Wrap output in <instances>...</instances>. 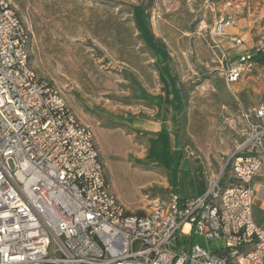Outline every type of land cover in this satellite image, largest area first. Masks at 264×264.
<instances>
[{"label": "rangeland", "instance_id": "1", "mask_svg": "<svg viewBox=\"0 0 264 264\" xmlns=\"http://www.w3.org/2000/svg\"><path fill=\"white\" fill-rule=\"evenodd\" d=\"M8 1L28 32L31 67L91 129L109 190L128 212L143 214L173 187L195 199L203 185L189 174L207 186L224 173L243 142V109L216 93L235 62L228 34L249 35L243 49L264 52V0H154L147 23L148 0ZM220 16L232 30L216 37ZM173 75L190 92L179 137L161 124L178 104Z\"/></svg>", "mask_w": 264, "mask_h": 264}, {"label": "built area", "instance_id": "2", "mask_svg": "<svg viewBox=\"0 0 264 264\" xmlns=\"http://www.w3.org/2000/svg\"><path fill=\"white\" fill-rule=\"evenodd\" d=\"M231 26L218 17L214 36ZM29 42L0 0V264H264V228L253 219L264 105L242 112L245 138L228 176L211 177L195 199L169 192L130 213L109 190L91 129L31 67ZM252 57L227 64L228 83L251 72ZM215 241L223 247L209 248Z\"/></svg>", "mask_w": 264, "mask_h": 264}, {"label": "crops", "instance_id": "3", "mask_svg": "<svg viewBox=\"0 0 264 264\" xmlns=\"http://www.w3.org/2000/svg\"><path fill=\"white\" fill-rule=\"evenodd\" d=\"M229 30H232V26L229 28ZM237 34H238L237 31L229 32L228 34L229 39L231 40L232 38H236V39H240L241 41L243 40L246 42H248V40L250 39L249 35H245L241 39ZM242 46L243 45L237 47L233 45L231 53L228 54V56L231 59H233V61H237L239 56L244 54L246 50L248 51L253 50L251 46H248V44L247 46L249 48L247 47L243 49ZM259 70L263 71L264 67L254 65L250 74L247 75L246 79L240 78L235 83H228L226 76L225 75L223 76V74L220 73V76L225 81V83L224 82L221 83L220 87L218 88L216 92L218 98L223 99L224 96H226L227 99L228 97L230 98L231 102L233 101V99H235L239 107L242 108L243 111H248L257 106L264 105V77L260 78ZM173 81H174V84L177 90L175 98L178 104H177L176 110L173 111V108H172V111L165 113V120H163L161 124L164 129L172 130L173 134L179 137L181 127L183 128L185 126V116L184 115H185V109L188 103L190 92H187L186 90H184L183 84L178 81L177 76L173 75ZM243 111L240 112V121L243 124L240 137H243V140H244L246 124L241 117V114ZM182 117L184 118L183 124L180 123ZM260 123L264 125V118L260 121ZM179 162H182V158H180ZM228 175H229V172L226 173V176ZM188 176L196 178L197 181L202 183L203 189L200 192V195L196 196L195 198L202 196L206 191V184H205L204 178L201 175V173L189 174ZM169 192H175L179 196L178 187L177 188L173 187L171 189L170 188L167 189L165 192V195L162 196L161 199H164ZM156 198H160V197H156ZM253 199H254V205H253L254 222L257 225H260L264 228V167L254 181Z\"/></svg>", "mask_w": 264, "mask_h": 264}, {"label": "trees", "instance_id": "4", "mask_svg": "<svg viewBox=\"0 0 264 264\" xmlns=\"http://www.w3.org/2000/svg\"><path fill=\"white\" fill-rule=\"evenodd\" d=\"M154 4V0H148L146 7L144 8V15H143V20L145 23L148 22L149 20V14L146 12V8L151 7ZM253 57L252 61L254 62L255 65L262 66L264 67V52L263 51H252ZM188 92V90H187ZM184 118L182 117L180 123L183 124ZM228 168L226 167L224 174H226Z\"/></svg>", "mask_w": 264, "mask_h": 264}]
</instances>
